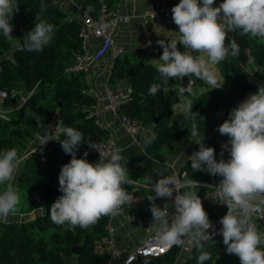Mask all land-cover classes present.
<instances>
[{"label": "trees", "instance_id": "16d2710c", "mask_svg": "<svg viewBox=\"0 0 264 264\" xmlns=\"http://www.w3.org/2000/svg\"><path fill=\"white\" fill-rule=\"evenodd\" d=\"M73 1L80 10L96 18L101 5L113 8L120 0ZM17 3L19 12L14 13L11 21L14 39L8 40L0 34V92H6L2 105L8 115V119H0V152L15 147L23 157L38 131L62 121L65 126H72L84 134L82 144L76 151V157L82 158V148L87 146L88 137L101 140L107 137L108 132L101 129L94 118H89L95 103L87 93L84 79L79 74L66 73L73 62V53L81 50L77 37L79 23L57 9L54 0H17ZM178 3L179 0H174V6ZM42 4L45 5L43 11ZM37 14L44 21L52 23L55 30L52 41L42 52H31L22 49L19 41L33 29ZM228 36L229 40L234 38L239 44L240 54L237 57L229 56L216 65L224 76L222 88L198 93L192 109L199 114L196 122L205 137L204 145L215 150L218 162L221 158L227 161L230 156L228 151H223V157L220 156L217 140H228V137L220 135L216 129L228 119L234 107L257 91V87L248 81L250 74L264 83V40L252 38L239 30ZM158 75L152 65L136 62L131 56L118 57L108 85L115 89L118 81L128 78L131 101L122 104L119 113L137 120L142 129L155 133L147 154L163 163L179 143L189 141L194 144V141L189 134L191 120H185L182 112L175 113L179 103L176 86H187L188 82L170 80L156 96H149L148 89L151 84L159 82ZM189 78L197 89L207 88L195 77ZM29 89L32 91L28 92ZM158 117L154 125L153 121ZM63 139V135L58 136L55 141L41 146L22 160L14 184L20 195V204L15 213L29 215L37 210L41 212L27 221L0 222V264H63L64 258L73 256L72 249L78 247L77 264H110L101 246L108 217H102L88 229H81L68 224L58 226L51 218L44 216L45 208L62 195L58 176L61 167L71 159L61 148ZM180 170L187 173V178L206 184L220 179L204 171L193 172L190 161L185 162ZM124 187L136 199L131 208L125 207L124 210L148 218L151 212L147 197L154 193L132 184ZM188 190L186 188L182 193ZM191 190L197 191L200 199L206 193L202 188ZM202 205L209 218H221L226 213L223 207L209 203ZM205 250L213 257L205 264H240L236 255L224 251L221 242L209 240ZM178 251V247L174 246L162 257L140 258L133 264H174ZM199 254L193 248L184 264H197Z\"/></svg>", "mask_w": 264, "mask_h": 264}, {"label": "clouds", "instance_id": "9594fccd", "mask_svg": "<svg viewBox=\"0 0 264 264\" xmlns=\"http://www.w3.org/2000/svg\"><path fill=\"white\" fill-rule=\"evenodd\" d=\"M214 3L215 0H179L171 9L172 22L178 27V32L155 26L160 30V33L155 32L157 35L173 38L157 41L163 51L159 59L152 61L155 62L159 82L150 85L148 95L156 96L168 81L183 77H195L207 85V88L197 89L188 80L187 86H176L179 97L176 107L185 120H191L189 134L194 144L199 146V150L187 160L191 162L193 172L204 171L221 178L214 188L212 185L205 187L212 188V200L227 209L219 220L222 226L219 234L226 252L236 255L240 264H264V231L259 230L252 219L254 213L264 210V86H259L255 93L234 107L228 119L216 129L220 135L228 137L230 148L228 144L222 146L229 153L227 161L221 158L217 162L215 150L205 147V137L196 122L199 114L192 111L198 93H208L223 86L224 76L214 66L229 56L240 54L239 44L234 38L229 40V33L239 30L252 38L264 40V0H223L218 7H214ZM44 9L42 4L41 11ZM17 12V0H0V34L8 40L14 39L11 21ZM152 15L154 18L155 13ZM35 19V26L25 35L21 46L27 51L42 52L52 41L55 26L41 19L39 14ZM178 45L189 51L178 50ZM0 119H8V115L0 111ZM199 119L204 120L203 117ZM53 134L63 135L61 148L71 156L58 176L62 195L49 210L54 224L88 229L102 217H115L125 207L133 206L136 199L124 187L135 182L126 168L128 157L122 154L125 148H117L106 160L99 156L93 164L76 157L84 134L72 126H65L62 121L38 131L36 144L44 146L53 140ZM154 139L155 133L145 137L144 143L151 144ZM223 154L222 150L220 156ZM87 155L85 152L84 157ZM22 160L15 147L0 152V220H6L15 213L20 204V195L14 184ZM155 173L161 178L153 182L151 176L146 175L143 186L154 193L147 197V201L157 244L168 250L187 243L200 253L197 264H205L213 258L205 250V245L213 240L215 232L207 234L213 225L197 191L191 190L201 185L187 178V173L183 181L175 174ZM181 187L190 190L181 193ZM173 193H176L174 198ZM161 198L171 203L157 205L155 201ZM170 207L174 208L171 214Z\"/></svg>", "mask_w": 264, "mask_h": 264}, {"label": "crops", "instance_id": "0c3cea01", "mask_svg": "<svg viewBox=\"0 0 264 264\" xmlns=\"http://www.w3.org/2000/svg\"><path fill=\"white\" fill-rule=\"evenodd\" d=\"M160 0H136L135 2L123 3L121 0L115 7L119 10V13L128 17L129 21L125 24L120 23L111 31V37L113 41V48L108 50L104 56L92 63L89 66V70L84 74V82L87 85L88 92H94L104 96L105 91V79L109 78L114 62L116 58H123L125 56H131L136 62L149 64L155 67V62L152 60L159 59L162 54V48L157 44L158 40L168 39L173 37H164L157 35L155 32L160 33V30L155 26H160L166 31H175V27L162 16L156 14ZM64 5L61 8V5ZM54 6L65 12L68 18L77 21L79 24L82 21L83 11L78 8L73 0H54ZM152 12L155 13L153 18ZM162 34V33H161ZM101 45V40L91 39L87 43L86 51L90 54L95 53ZM113 49H120L122 54L118 57L114 55ZM183 51L182 48L179 49ZM217 70L216 65L214 66ZM87 77V78H86ZM248 81L257 87L264 86L263 82H260L255 78L253 74L249 75ZM224 84V83H223ZM116 88L120 89L124 94H128L130 91V82L128 78L120 80L116 83ZM244 98L242 101H244ZM241 101V102H242ZM240 102V103H241ZM239 103V104H240ZM181 112L175 107V113ZM96 121L101 126L105 127L108 134L111 135L116 141L118 148H125V152L122 153L128 157L126 168L128 170L131 179L135 178V182L144 184V178L146 175L151 176L153 182L160 179L155 172H164L165 175H171L172 171L180 170L188 157H190L195 151L199 150V146L191 144V142L179 143L178 146L170 154L166 162H160L147 154L148 145L144 143L145 137L152 135L151 130L141 129L135 139L131 138L126 132L124 127L112 117L109 110L106 109V102L102 101L101 108L96 116ZM220 150L222 146L228 144V140H217ZM230 148V144H228ZM165 203H170L165 199ZM164 203V204H165ZM171 209V207L169 208ZM41 211L37 210L29 215L22 214H10L6 220H0L1 223L21 222L24 219L31 220L34 216L38 215ZM111 225L114 229V239L117 247L124 251L129 250L138 244L143 239V230L134 222L126 221L122 215L114 217L111 221ZM189 253H180L174 264H184L185 259ZM182 257V258H181ZM63 264H77L76 256L65 257Z\"/></svg>", "mask_w": 264, "mask_h": 264}, {"label": "built area", "instance_id": "2783aa9c", "mask_svg": "<svg viewBox=\"0 0 264 264\" xmlns=\"http://www.w3.org/2000/svg\"><path fill=\"white\" fill-rule=\"evenodd\" d=\"M123 3L135 2L136 0H121ZM223 1L215 0L214 7H218L220 3ZM64 5H61L63 8ZM174 7V0H160L158 8L156 10V14L162 16L166 20L170 21V23L175 27V31L178 32V27L172 22V13L171 9ZM129 21L128 17L123 16L119 13L117 8H108L105 5H101L96 18L83 11L82 21L79 24L77 37L80 40L81 50L74 52L72 56V64L66 69V73L68 75H78L85 74L89 70V66L100 60L104 54L113 48V41L111 37V31L120 23L125 24ZM107 25V27H104ZM91 39H99L101 40V45L98 50L90 54L86 51L87 43ZM182 48L183 51H189L188 49L183 48V46L178 45V50ZM115 50V49H113ZM122 51L120 49H116L114 51V55L116 57L120 56ZM194 55H198V53H193ZM105 91L104 96L102 97L100 94L94 92L87 93L93 98L94 106L91 109V113L89 118H94L95 123L103 130H106L105 127L101 126L96 121V116L101 108L102 101L106 102V109L110 111L112 117L116 119L126 130V132L130 135L131 138L135 139L140 130L142 129L137 120L131 119L125 115H121L119 113L120 106L125 102L131 101L130 91L128 94H124L118 88H112L108 85V79H105ZM87 86V85H86ZM6 98V92H0V111L6 113V109L3 107L2 102ZM53 139L58 138L55 134L52 136ZM114 138L111 135H107L105 139H97L94 137H88L87 146L82 148V153L84 155L85 152L88 153L87 157H92V159L87 157L85 158L89 163H95L99 160V156L103 159H108L110 155L118 148L116 143L113 144L112 141ZM53 140H49L47 143ZM37 143L36 136L32 142V144ZM46 143V144H47ZM40 146V145H38ZM36 149V148H35ZM36 150H31L30 154ZM38 151V149H37ZM27 151L23 155V159L27 158L30 155ZM185 171H172L171 175H178L179 178L183 181L185 178ZM221 179V178H220ZM220 179L212 184H206L199 182L201 185L199 188H202L206 191L205 195L201 199L202 203H209L215 206L225 208V212H227L226 207L220 205L218 202L212 200L213 199V189L209 187H205V185H212L213 188L219 184ZM198 182V181H197ZM137 187L148 190L143 186V184H139L137 182L132 183ZM187 187H181L180 192L182 193ZM176 193H173V198ZM165 203L164 198L159 199L157 205L163 206ZM171 203V201H170ZM170 214L174 212V208L169 209ZM226 214V213H225ZM126 221L134 222L138 227L143 230V239L132 247L129 250H120L117 247L116 241L114 239V229L111 225V221L114 217L108 216V221L104 227V237L101 241L102 250L106 252L109 257L110 264H133L137 259H157L169 253L172 249L163 250L156 242V229L151 226L152 224V216L150 215L148 218L144 219L139 216L132 215L127 213L124 210L121 214ZM118 216V215H117ZM116 217V216H115ZM222 218V217H221ZM221 218H209L213 228L209 229L207 234L213 235V231L215 234L213 235V240L223 243L222 235H220L221 225L219 220ZM252 219L257 224L258 229L264 231V210L254 213ZM194 247L188 245L187 243L178 247L180 253H189Z\"/></svg>", "mask_w": 264, "mask_h": 264}, {"label": "water", "instance_id": "95a60500", "mask_svg": "<svg viewBox=\"0 0 264 264\" xmlns=\"http://www.w3.org/2000/svg\"><path fill=\"white\" fill-rule=\"evenodd\" d=\"M24 37H25V36H24ZM23 39H24V38L20 39V41H19V45H20V47H21L22 49H24V48L21 46V45L23 44ZM188 80H190V78H188V77H183V78H181V81H182V82H188ZM30 91H32V89H29V90H28V92H30ZM159 118H160V117L156 118V119L153 121V124H154V125L157 124ZM31 149H32V147H30V148L27 150V152H28L29 154H30ZM50 207H51V206L45 208V210H44V216H47V217H49V218H50V211H49V210H50ZM79 252H80L79 247H78V248H74V249H72V254H73L74 256H77V255L79 254Z\"/></svg>", "mask_w": 264, "mask_h": 264}, {"label": "rangeland", "instance_id": "374dc122", "mask_svg": "<svg viewBox=\"0 0 264 264\" xmlns=\"http://www.w3.org/2000/svg\"><path fill=\"white\" fill-rule=\"evenodd\" d=\"M79 75H81V77L84 79V77H85V75L84 74H79ZM87 78V77H86ZM57 138H55V139H53V141H55ZM188 142V141H187ZM186 143V142H185ZM191 144H192V142H191ZM30 147H32V149L31 150H36L37 151V149H39L41 146H38V144H36V143H34V144H32ZM29 147V148H30ZM36 148V149H35ZM35 152V151H34ZM167 152V151H166ZM172 153H173V151H172ZM32 154V153H31ZM30 154V155H31ZM29 155V156H30ZM28 156V157H29ZM216 158V160H217V162H218V158L217 157H215ZM179 170V169H178ZM130 176V175H129ZM131 177V176H130ZM24 221H26L25 219H24ZM224 251L226 252V246L224 245ZM176 258H177V255H176ZM182 258V257H181Z\"/></svg>", "mask_w": 264, "mask_h": 264}]
</instances>
